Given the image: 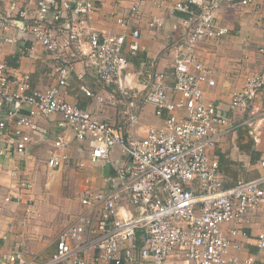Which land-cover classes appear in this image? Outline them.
Returning <instances> with one entry per match:
<instances>
[{
    "label": "built area",
    "instance_id": "built-area-1",
    "mask_svg": "<svg viewBox=\"0 0 264 264\" xmlns=\"http://www.w3.org/2000/svg\"><path fill=\"white\" fill-rule=\"evenodd\" d=\"M15 1L0 0V30L15 28L32 45H41L51 54L56 82L45 91L30 90L29 76L10 79L0 60V161L25 154L33 142L34 119L57 113L62 118L59 126L72 129L91 162L110 165L116 148L127 162L114 168L107 190L86 187L80 201L94 213L80 214L58 235L47 261L23 260L21 252L15 251L9 262L90 264L88 255L93 251L96 263L172 264L169 258L179 250L189 264H251L230 256V250L238 248L232 241L237 231L232 228L225 234L221 228L240 225L249 213L264 208V153L257 161V177L224 186L218 161L207 151L218 144L228 119L215 101L205 98L204 87H213L215 82L195 49L202 40H219L228 33L218 22L223 8L255 7L257 0H175L174 10L187 16L183 31L188 33L174 48L172 87L152 62L141 90L131 86L133 74L122 53L125 36L86 26L99 0H29L14 11ZM156 3L161 6L165 0ZM131 11L137 12L136 4ZM68 12L73 18L67 17ZM117 23L127 24L123 19ZM130 37L134 55L139 33L132 31ZM82 58L93 68L97 82L114 86L118 96L104 98L86 88L82 91L100 104L119 103L120 123L111 124L61 98L60 88ZM263 89L264 75L250 76L228 104L231 110L251 109L247 127L256 124L254 107ZM146 105L154 107L161 124L149 126L137 139L131 129ZM54 146L57 151L46 161L51 170L66 158L64 138L58 137ZM122 196L134 209L133 215L120 212ZM256 245L264 249V229Z\"/></svg>",
    "mask_w": 264,
    "mask_h": 264
},
{
    "label": "crops",
    "instance_id": "crops-1",
    "mask_svg": "<svg viewBox=\"0 0 264 264\" xmlns=\"http://www.w3.org/2000/svg\"><path fill=\"white\" fill-rule=\"evenodd\" d=\"M28 1L16 0L14 11ZM174 3L175 0H165L158 6L156 0H99L86 20L88 29L125 36L122 53L129 61V71L133 74L131 86L136 90H141L147 82V71L152 62L166 74L167 83L172 87L174 48L188 33L183 31L187 16L175 11ZM135 4L137 12H132ZM67 17L73 18L70 12ZM217 17L228 33L219 40L200 41L195 54L208 67L210 78L215 82L213 87H204L205 98L215 101L228 119L218 144L207 152L218 161V175L224 186L229 187L238 180L257 177V161L264 153V89L255 103L256 124L253 127L245 125L250 108L231 110L228 105L233 93L244 86L248 77L264 75V0H257L255 7L223 8ZM117 19H123L127 24L121 26ZM132 31L139 33L134 55L130 52ZM0 41V60L5 62L10 79L27 74L30 90L37 91H45L56 82L52 55L41 45H32L26 34L15 28L0 30ZM33 46L34 50H31ZM81 88L104 98L118 96L114 86L97 82L93 68L83 58L76 63L66 85L60 88L61 98L95 112L111 124L123 121L119 116V103H97ZM153 111L152 105H146L141 112L131 129L135 138H142L149 126L161 124ZM61 121L57 113L37 117L30 131L33 142L26 153L0 161V264H21L22 260L16 263L8 260L15 251L21 252L23 260L47 261L56 249L58 235L80 214L94 213L95 210L86 209L80 201L86 187L107 190L114 168L127 162V157L117 148L111 155L110 165L91 162L72 129L59 126ZM60 136L64 138L66 158L60 167L51 170L46 161L57 151L54 142ZM119 205L122 214H134L125 196ZM232 228L237 231L232 241L238 248L231 249L230 256L240 261L249 260L251 264H264V249L260 250L256 245L257 235L264 229V208L249 213L240 225L225 224L221 230L228 234ZM96 229L100 228L96 226ZM181 254L175 250L169 263L189 264L183 261ZM95 256L96 252L90 251V264H113L96 263Z\"/></svg>",
    "mask_w": 264,
    "mask_h": 264
}]
</instances>
